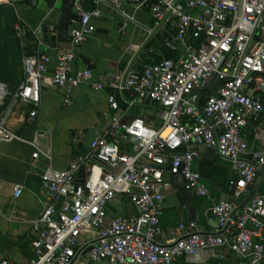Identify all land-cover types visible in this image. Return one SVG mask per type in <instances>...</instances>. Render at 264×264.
Listing matches in <instances>:
<instances>
[{
	"label": "built area",
	"instance_id": "2783aa9c",
	"mask_svg": "<svg viewBox=\"0 0 264 264\" xmlns=\"http://www.w3.org/2000/svg\"><path fill=\"white\" fill-rule=\"evenodd\" d=\"M46 1L51 12L61 3ZM102 6L121 15V32L135 22L129 8L147 12L151 24L144 27V48L130 67L97 75L76 66L75 51L93 34ZM72 10L71 47L59 53L53 69L47 54L23 58L25 79L16 103L30 109L32 124L44 89L60 91L69 108L76 92L89 86L108 93L112 116L87 152L64 170L50 167L41 176L48 203L33 220L34 257L28 264H176L201 251L220 260L234 255L244 264H264V193L240 210L232 202H216L218 228L211 235L197 222L180 224L167 236L161 226L174 178H183L191 195H208L194 168L201 148L216 150L231 164L237 189L264 181V151H251L244 137L264 114V0H74ZM146 106L154 109L156 124L124 120L132 109ZM16 140L22 137L0 117V145ZM31 146L34 160L52 161L37 139ZM23 191L16 186L14 198ZM121 196L137 215L110 216ZM0 264L17 263L0 255Z\"/></svg>",
	"mask_w": 264,
	"mask_h": 264
},
{
	"label": "crops",
	"instance_id": "0c3cea01",
	"mask_svg": "<svg viewBox=\"0 0 264 264\" xmlns=\"http://www.w3.org/2000/svg\"><path fill=\"white\" fill-rule=\"evenodd\" d=\"M27 1L14 0L11 4L17 7L35 36L36 47L28 55H49L53 62L50 69H53L59 53L71 47L69 32L73 10L71 8L68 12L66 0H61L54 12H51L46 0H38L36 7ZM100 9L101 16L93 21V34L75 51L76 66L89 67L97 75L130 67L144 48V27L151 24V16L147 12H135L129 8L135 22L129 23L121 32L124 23L121 15L107 6ZM28 18L36 22L34 27L28 24ZM69 19L66 34L60 35L64 22ZM42 94L39 115L34 123H27L30 109L21 104L11 108L4 116L9 129L22 140L0 145V255L17 264H28L34 257L31 249L33 220L48 203L41 176L50 167L64 170L75 156L87 152L96 136L107 131L112 116L105 91L97 92L83 86L76 92L73 105L69 108L63 107L60 91L48 88ZM144 108L132 109L126 113L124 120L140 117L156 124L155 120L146 118ZM244 137L251 151H264V114L244 130ZM35 139L42 150L51 154V162L44 157L33 159L35 150L31 143ZM194 168L200 173L208 195H191L184 179L174 178L161 217L165 236L180 224L191 222H197L205 235L214 234L218 228L213 214L216 202L229 201L240 210L252 197L264 193L263 180L245 190L237 189L236 184L233 186L236 179L231 164L214 149L201 148ZM16 186L24 189L18 200L14 198ZM14 210L25 211L28 215L14 214ZM137 214L138 210L127 196L119 197L110 207L111 217ZM96 264L111 263L103 261ZM176 264H244V261L234 255L220 260L212 251H201L180 258Z\"/></svg>",
	"mask_w": 264,
	"mask_h": 264
},
{
	"label": "rangeland",
	"instance_id": "374dc122",
	"mask_svg": "<svg viewBox=\"0 0 264 264\" xmlns=\"http://www.w3.org/2000/svg\"><path fill=\"white\" fill-rule=\"evenodd\" d=\"M27 21L31 27L36 24L29 18ZM34 47L36 40L33 31L23 21L17 7L14 4L0 5V117L6 116L11 108L20 105L16 103L15 95L25 79L22 62ZM144 109L146 118L154 121V109L148 106Z\"/></svg>",
	"mask_w": 264,
	"mask_h": 264
},
{
	"label": "water",
	"instance_id": "95a60500",
	"mask_svg": "<svg viewBox=\"0 0 264 264\" xmlns=\"http://www.w3.org/2000/svg\"><path fill=\"white\" fill-rule=\"evenodd\" d=\"M27 3L33 7H36L37 6V3H38V0H28ZM73 3H74V0H66L65 2V5L67 7V10L68 12H70L71 8L73 7ZM70 19L72 20H75L76 19V16L75 15H70ZM70 19L69 20H66L64 22V26L61 28L60 30V35H65L66 32H67V29H68V24L70 22ZM217 81V77H215L214 79V83ZM84 176V174H83Z\"/></svg>",
	"mask_w": 264,
	"mask_h": 264
},
{
	"label": "trees",
	"instance_id": "16d2710c",
	"mask_svg": "<svg viewBox=\"0 0 264 264\" xmlns=\"http://www.w3.org/2000/svg\"><path fill=\"white\" fill-rule=\"evenodd\" d=\"M166 56H167V57H171V54L167 52V53H166ZM22 67H23V62H22Z\"/></svg>",
	"mask_w": 264,
	"mask_h": 264
}]
</instances>
